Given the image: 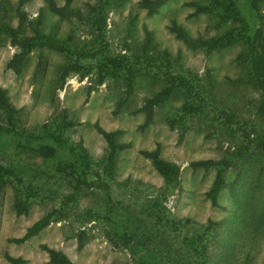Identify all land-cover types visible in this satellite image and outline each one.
<instances>
[{
  "label": "rangeland",
  "instance_id": "1",
  "mask_svg": "<svg viewBox=\"0 0 264 264\" xmlns=\"http://www.w3.org/2000/svg\"><path fill=\"white\" fill-rule=\"evenodd\" d=\"M64 1L57 0L60 5ZM252 1L256 2L259 13L255 26L264 34V0ZM17 2L0 0V25L16 27ZM139 2L127 0L108 13L105 43L100 42L87 24L89 7L95 5L96 0H72L73 13L67 18L51 13L44 0H29L22 9L30 20L40 14L41 30L62 42L75 44L76 52L107 49V55L113 57L137 53L144 41V28H147L155 52L169 53L177 70L199 75L210 70L216 106L226 110L233 118V125L224 130L225 116L220 117L218 110L207 104L203 111L188 115L187 132L179 142L180 125L171 128L168 120L178 122L179 115L187 108V100L182 93L175 92L168 102L156 108L154 121L140 129L145 115L136 111L147 98L164 88L163 78L138 72L132 96L122 112L114 115L123 91V79L109 74L99 84L97 68L103 65L98 58L81 59L94 69L85 75L73 73L58 87L59 71L69 61L66 57L43 51L42 71L34 80L32 75L38 56L35 51L29 56L23 73L16 76L5 68L15 49L1 33L0 86L8 91L10 102L20 110L17 129L33 133L48 126L55 130L61 122V114L65 113L69 121L77 124L65 133L69 143L75 148L83 147L95 163L103 157L106 144L94 124L98 123L106 131L122 130L121 142L130 143L132 147L120 155L108 194L137 222L141 223L144 217L140 228L131 223H127L126 228L148 236L151 226L158 225L159 234L170 236L171 241L161 239L151 244L156 248L165 245L162 250L170 249L176 254L187 246L188 237L197 238L205 233L204 227L212 221L216 225L208 241L198 243L207 264H264V154L255 149L245 152L241 135L246 131L251 137L259 134L264 140L261 89L246 82L248 46L241 39L207 55L203 50H191L169 30L176 21L192 38L210 39L243 28L244 20L229 18L220 0H169L153 16H148ZM190 3L207 5L211 11L190 17L195 12ZM96 39L101 48L97 47ZM129 44L131 51L124 47ZM238 80L243 83L232 84ZM5 125L0 111V127ZM157 144L160 156L180 167L178 186L167 190L165 198L159 196L165 188L163 178L139 154L140 150H154ZM202 160L225 161V184L218 196V207H212L206 198L216 169L190 166L191 162ZM98 166L99 163L97 169ZM0 167L6 173L5 185L0 188V264H9L4 259L6 253L23 258L26 264H50L41 245L63 252L73 264H155L132 246L123 245L107 223L104 191L92 189L74 193L66 183L67 176L55 181L46 172L42 159L31 152L20 150L11 157L0 149ZM27 194L33 196L29 211L17 216L14 203L16 199H25ZM157 199L160 202L156 203ZM52 210L61 211L62 215L52 220L38 236L20 245L11 242L22 237L32 223ZM93 214H99L102 220H97ZM186 220L191 223H185ZM80 233L84 234L82 249L78 248ZM175 256L164 255L162 264L175 262Z\"/></svg>",
  "mask_w": 264,
  "mask_h": 264
},
{
  "label": "trees",
  "instance_id": "2",
  "mask_svg": "<svg viewBox=\"0 0 264 264\" xmlns=\"http://www.w3.org/2000/svg\"><path fill=\"white\" fill-rule=\"evenodd\" d=\"M29 0H18L17 7L14 11L17 20L16 27L0 25V34L6 35L9 39L10 45L15 49V52L6 62V70L11 71L14 75L20 76L25 68L29 56L38 51L37 63L32 75V79L36 80L42 71L43 67V51H52L63 55L69 61L64 64L57 78V82L61 87L68 76L73 73L88 74L89 70L94 67L87 66L81 59L98 58L102 62L101 67L97 68L99 77L98 83L101 84L103 79L109 74L114 76L120 75L123 79V91L116 104L114 115L122 112L128 100L132 96L135 88V77L138 72L145 71L148 74L153 73L156 76L163 78L165 82L164 88L155 95L147 98L143 106L136 112H143L145 115L144 123L140 129L149 126L155 119V110L157 107L169 101L175 92H180L187 100V108L183 114L179 115L178 122L169 119L168 124L171 128L180 125V135L178 141L181 142L187 132V118L191 113H199L204 110L205 105H210L218 110L220 117L223 119L224 130L228 126L233 125V118L226 113V110H220L216 105L214 94V82L210 70H206L203 75H199L191 71L177 70L174 66V60L167 52L156 53L152 47L151 33L144 28V41L137 53H126L117 55L116 57L107 55L105 50H79L75 44L65 43L54 36L45 34L41 30L42 20L39 14L36 19L30 20L27 13L22 9L23 5ZM127 0H96L95 5L89 7V19L87 24L91 30L97 35L100 42L105 43V33L108 13L114 8H120ZM169 0H140L139 6L144 9L148 16L157 14L161 7H163ZM6 2V0H3ZM47 9L61 18H67L72 15L73 11L70 8L72 0H65L63 5H60L57 0H44ZM220 4L228 12L229 18L235 20L243 19L245 26L241 29L228 31L222 36L210 39L197 38L194 39L189 36L188 31L176 21L171 23L170 32L175 35L177 39L182 41L191 50H203L207 55L215 51L226 48L241 39L245 40L247 48V72L246 82L252 83L261 89V99L264 100V34L263 31L256 28V22L259 19V13L256 8V2L252 0H220ZM3 6L6 4L3 3ZM195 7V12L190 15L197 16L202 13H210L211 8L207 5L190 3ZM80 12L77 13L79 17ZM97 47L99 41L96 39ZM107 45V44H106ZM130 44L125 45V49L131 51ZM156 53V54H155ZM74 59H72V57ZM95 58V59H96ZM179 60V56L175 62ZM243 83V81H232V84ZM0 111L4 115L6 125L0 127V149L9 156L14 157L16 152L22 150L36 154L42 159V163L46 172L50 174L55 181L59 178L67 176L66 183L70 186L74 193H83L87 191L100 190L105 192L107 199L106 221L113 227L116 235L120 238L121 243L125 246H132L137 253H142L145 258L154 260L155 264H162L165 257L173 258L175 262L169 264H207L204 261L203 248L199 246L204 239L208 241L211 236L210 232L216 223L209 221L204 227V232L197 238L187 239V246L184 249L174 251L167 249L165 245L156 248L151 244L152 241H160L165 239L171 241L170 236L159 234L158 225L151 226L148 236L144 234L139 235L137 231H131L126 228L127 223H131L136 228H140L144 223L143 218L141 223L134 218L126 209L117 204L109 197V184L114 182L117 165L120 155L130 149V143H122L121 137L124 134L122 130L106 131L102 129L98 123L94 124L96 132L103 138L106 146L104 155L99 162L95 163L83 147L75 148L68 141L65 133L77 124L69 121L65 113L61 114V122L58 127L48 128L44 126L41 130L33 133H25L17 129L18 118L20 110L15 108L10 102L8 91L0 86ZM241 135L245 142V152L255 149L264 154V140L259 134L251 137L248 132L242 131ZM139 154L150 162L157 174L163 178L165 188L160 192L159 196L165 198L166 191L178 186L180 177V167L170 161L163 159L160 156V146L156 145L154 150H140ZM99 166L97 169V165ZM190 166L193 169L215 168V179L206 193V198L210 201L212 207H218V196L225 184V161L202 160L191 162ZM0 188L5 185L6 173L0 167ZM124 184H127L125 182ZM32 194H27L25 199H16L14 203V210L16 215H26L29 211L30 200ZM71 201V200H70ZM156 203L160 202L158 199ZM159 205V204H158ZM160 210V207H159ZM162 210L163 207H162ZM62 215L61 211L52 210L46 212L42 217L32 223L25 231L22 237L12 239L11 242L15 244H23L32 238L38 236L44 229H46L52 220L57 216ZM99 220V214H93ZM147 219V218H146ZM102 220V219H101ZM137 220V221H136ZM185 223H191L186 220ZM196 225V224H195ZM112 229V228H111ZM112 229V230H113ZM83 233L79 234L78 248L82 249L84 246ZM159 247V246H158ZM168 247V246H167ZM40 249L47 253L50 264H73L72 261L61 251L52 249L46 245H41ZM188 258V259H187ZM4 259L9 264H26V260L21 257H13L9 254L4 255ZM192 259L193 261L189 260Z\"/></svg>",
  "mask_w": 264,
  "mask_h": 264
}]
</instances>
